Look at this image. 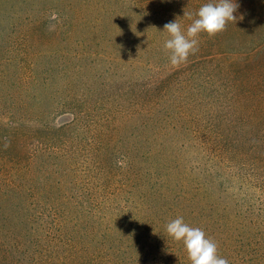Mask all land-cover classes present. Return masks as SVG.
I'll use <instances>...</instances> for the list:
<instances>
[{
    "label": "trees",
    "instance_id": "trees-1",
    "mask_svg": "<svg viewBox=\"0 0 264 264\" xmlns=\"http://www.w3.org/2000/svg\"><path fill=\"white\" fill-rule=\"evenodd\" d=\"M60 1L38 8L30 0H0V202L15 204L18 197L23 221L9 234L0 219V249L14 257L12 264H147L152 255L162 264H190L183 242L166 232L169 221L183 217L216 242L229 264H264V111L245 108L261 81L249 74V61L212 52L224 36L228 50L249 42H234V27L227 24L214 37L201 33L198 51L179 65L162 46L159 63L151 46L78 39L85 19L80 6ZM176 1L162 0V17L145 11L154 20L145 34L168 39L166 31L155 30L161 20L180 21L184 13L196 18L197 0L169 10ZM260 1L262 8L264 0L237 1L243 6L234 13L236 22L253 17ZM175 131L185 135L182 147L204 153V161L189 168L200 169V176L173 181L170 165L162 171V160L151 158L155 144L174 139ZM79 159L83 177L69 174ZM138 162L151 166L143 170ZM120 169L135 179L133 197L105 185ZM218 174L243 188L229 182L220 190L236 200L235 219L223 214L229 204L197 210L204 185L216 184L211 178ZM162 188L174 207L167 204L158 216L152 200ZM186 208L198 223L187 221ZM151 213L157 217L148 218ZM116 227L124 231L115 234Z\"/></svg>",
    "mask_w": 264,
    "mask_h": 264
},
{
    "label": "rangeland",
    "instance_id": "rangeland-1",
    "mask_svg": "<svg viewBox=\"0 0 264 264\" xmlns=\"http://www.w3.org/2000/svg\"><path fill=\"white\" fill-rule=\"evenodd\" d=\"M14 2H17V0H13ZM33 4H35L38 8L45 7L47 4H50L51 2H58L60 0H30ZM64 2H73L76 5L80 6L79 12L84 16L85 19L82 20V25L80 28H78L75 32V36L78 37V39H87L91 41L93 45L100 44L98 46H108L113 43L116 44V42L119 43L120 46H133L137 47L139 46V49L142 45L144 46H151L152 49H156L152 56L157 58V62H161L162 60V46L165 42V38L163 36L161 37L160 34L154 35L156 39H152L149 37L148 34L144 33V30L148 29L151 26V23L154 22L151 17H149L147 14L150 15V13L157 14L160 17H162V14L165 10V7L162 6V0H156L158 3L153 4L152 2H149V0H62ZM60 1V2H62ZM166 2H170V0H164ZM185 0H178L176 1V4L170 5L168 3L167 8L169 10L171 7L173 9H178L175 5H181V3ZM216 1V0H213ZM239 0H235V2L238 4ZM154 2V0H153ZM205 3H208V0H197L195 1V7L196 10L199 9V7ZM246 3L250 4L249 0H246ZM239 5V4H238ZM256 5V13L253 17L248 18L247 20H244V24H242L241 21L239 22H232L230 21L228 24V27L233 26L234 29L233 35L231 38L234 40V42L239 43L242 41H248L249 45L245 46L243 48L237 49H226L225 44L228 39V36H224L221 38V40H218V44L214 51H212L217 56H228L230 59L236 61V62H243V61H249V65L251 66L249 74H252L253 72H256V77L260 83V86L256 89V96L253 98H250V100L247 101V104L245 106L246 109H251L252 106L258 107L260 109H263L264 111V31L262 29H256L254 28L255 25H260L264 27L262 24H264V7L262 6V1L255 4ZM253 5V6H255ZM243 6V5H242ZM241 4L239 5L237 11L241 9ZM1 7V5H0ZM147 12V14L145 13ZM150 12V13H149ZM258 18V19H257ZM162 22V20H161ZM158 26L157 29H161L163 32V26L166 23L165 21L161 23ZM183 29H186L187 26L192 22L187 17L182 18L180 21H178ZM254 26V27H253ZM243 27V28H241ZM253 27V28H251ZM153 28V26H152ZM158 31V30H157ZM102 33V35H101ZM109 37L113 39V43L108 42ZM214 40H212V43ZM116 44L115 46H119ZM50 48L49 45H46ZM112 46V45H111ZM46 47V49H48ZM117 48V47H116ZM119 51H121L119 49ZM140 52V51H139ZM138 52V53H139ZM140 54V53H139ZM141 55V54H140ZM158 56V57H157ZM257 59V60H255ZM46 61V60H45ZM247 69H244L246 71ZM155 70L151 71L154 72ZM244 91L248 92L247 87L244 88ZM264 120V118H263ZM175 138L174 139H166L165 142L161 143V145L155 144V148L152 151L151 158H155L156 162L158 163L157 159L162 160V171H165L166 164L170 165V170L172 172V178L173 181L177 180L179 176H186V177H192V176H200V172L198 170L200 169H193L195 172H190L192 164L195 162H203L204 161V153H201L199 151V148H195L194 146L188 145L185 147H182L181 143L184 141V134L180 131H176ZM159 141L162 142V135L159 137ZM150 152V151H149ZM138 160H141L139 157H137ZM148 159V158H147ZM78 161H72L70 167H68L69 174H79L81 177H83L85 165L83 162ZM208 165V164H207ZM205 165V166H207ZM63 166V165H62ZM138 166L144 170L147 168V166H151L150 162H144L143 164L141 162H138ZM64 170L66 165L63 166ZM52 169V167H50ZM57 168L54 167L53 171ZM121 175L118 174L116 178L113 177V180L110 184H105L103 181L96 179V186L100 185V188H104L101 186L100 183H104L107 186H111L115 188V191L117 192V196H123L126 198L133 197V185L132 181L135 180L133 178H125L123 176V173L125 170H121ZM94 176L99 175V171L96 170L92 172ZM128 174V173H127ZM223 174V172L221 173ZM56 175H59L57 173ZM225 175V173H224ZM224 175L219 176L215 175L211 178V180H214L216 184L209 185L205 184L203 191L199 196L197 200V210H201L203 207L209 206L211 202H213L217 207H219L220 210H222L225 206V204H229L228 206L231 207L229 210H224L225 216L227 218H233L235 219V205L236 200L233 198V196L230 193H226L224 191L223 194H221L220 190L229 182H234L235 186L240 185L237 180H234L232 176H227V179H223ZM85 178L87 177V174L84 175ZM145 179V178H144ZM146 180V179H145ZM83 183V181L81 182ZM237 188H240L243 190L241 186H238ZM164 189L162 188V195L158 197V200L153 199L152 203L154 205V209L156 210V215L163 216V209L167 204H171L173 206V199L171 197L163 198ZM140 192V191H139ZM250 192L255 194V191L253 189H250ZM207 194V196H205ZM136 195V201L138 199L140 202L143 200V194ZM114 196V195H113ZM208 197V198H207ZM5 200V199H4ZM1 201L0 202V219L5 220L6 224V230L9 234L13 232H18L22 228V222L21 221V210L18 206H15V204L19 201V198L17 197L15 199V204H12L10 201ZM170 206V207H171ZM174 207V206H173ZM18 208V209H17ZM202 211H200L201 213ZM208 212V211H205ZM172 213V212H171ZM170 213V214H171ZM167 214V219H171V215ZM184 216L186 217L187 221L196 224L198 223V219L196 218L195 214H192L189 211V208H186L183 212ZM148 218H154L157 217L153 213L148 215ZM200 219H208L207 217H200ZM165 225L162 226L164 228ZM124 229L116 227L115 234L118 232H123ZM3 236V235H2ZM13 236L9 237L7 241L12 242ZM0 249V263L2 264H12L14 261V257H12L11 254L6 253ZM162 255V253H161ZM158 257L153 255L150 258V261L147 262V264H162V259L157 260ZM160 259V258H159Z\"/></svg>",
    "mask_w": 264,
    "mask_h": 264
},
{
    "label": "clouds",
    "instance_id": "clouds-1",
    "mask_svg": "<svg viewBox=\"0 0 264 264\" xmlns=\"http://www.w3.org/2000/svg\"><path fill=\"white\" fill-rule=\"evenodd\" d=\"M239 5L235 0H216L199 7L193 19L192 13H184L192 22L183 29L177 21L164 24L163 30L169 38L163 44L172 65L186 62L190 55H194L199 48L197 37L207 33L214 37L226 30L227 24L236 22L234 13ZM166 232L177 242H183L190 264H229L227 258L218 255V245L206 236L200 227L187 224L183 217H177L166 224Z\"/></svg>",
    "mask_w": 264,
    "mask_h": 264
}]
</instances>
